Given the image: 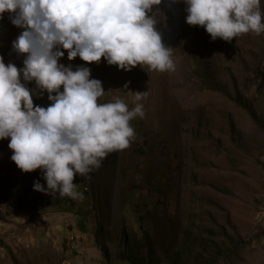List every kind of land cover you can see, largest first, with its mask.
<instances>
[{
    "label": "rangeland",
    "instance_id": "obj_1",
    "mask_svg": "<svg viewBox=\"0 0 264 264\" xmlns=\"http://www.w3.org/2000/svg\"><path fill=\"white\" fill-rule=\"evenodd\" d=\"M156 8L173 71L69 61L63 50L60 63L102 81L98 102L131 107V91H147L129 146L74 177L82 198L34 190L35 179L46 186L40 170L19 169L0 139V264H264V33L212 40L185 22L183 0ZM21 31L0 19V55L18 67ZM33 100L50 103L47 92Z\"/></svg>",
    "mask_w": 264,
    "mask_h": 264
},
{
    "label": "clouds",
    "instance_id": "obj_2",
    "mask_svg": "<svg viewBox=\"0 0 264 264\" xmlns=\"http://www.w3.org/2000/svg\"><path fill=\"white\" fill-rule=\"evenodd\" d=\"M178 2V0H173ZM162 0H0V19L22 31L12 50L23 66L0 55V139H8L10 159L23 172L39 169L33 189L82 198L74 177H87L111 152L135 138L130 121L143 118L147 91H131L132 106L116 96L98 102L103 83L86 64L60 63L79 56L130 71L175 70L172 48L158 28ZM185 22L202 26L212 40L231 41L244 33H264L261 0H183ZM35 84L34 89L27 86ZM126 82L123 88H128ZM47 92V106L34 96Z\"/></svg>",
    "mask_w": 264,
    "mask_h": 264
},
{
    "label": "trees",
    "instance_id": "obj_3",
    "mask_svg": "<svg viewBox=\"0 0 264 264\" xmlns=\"http://www.w3.org/2000/svg\"><path fill=\"white\" fill-rule=\"evenodd\" d=\"M137 258H138V257L131 258L130 260L132 261V263H138Z\"/></svg>",
    "mask_w": 264,
    "mask_h": 264
}]
</instances>
